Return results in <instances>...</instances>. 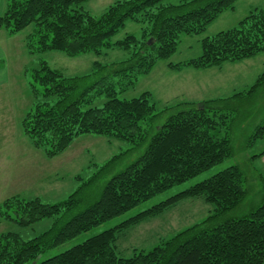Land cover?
Segmentation results:
<instances>
[{"label": "trees", "instance_id": "1", "mask_svg": "<svg viewBox=\"0 0 264 264\" xmlns=\"http://www.w3.org/2000/svg\"><path fill=\"white\" fill-rule=\"evenodd\" d=\"M86 1L6 0L0 31L13 36L32 26L25 38L28 54L54 51L75 58L89 53L100 56L111 49L128 53L123 61L107 66L94 63L92 75L82 77H67L41 62L32 76L41 90L29 83L36 101L21 120V132L48 159L64 153L82 135L118 140L129 148L97 166L92 176L61 202L49 205L38 198L19 196L3 201L0 219L6 222L21 227L45 219L53 223L30 240L10 232L0 234V264H264V176L258 179L260 205L234 217L248 193L247 179L235 165L37 262L45 251L197 177L233 154L229 127H222L228 115L219 109L228 99L176 102L158 108L148 92L133 99L118 96L148 75L157 62L168 60L177 51L181 36L202 34L219 15L234 10L237 0H178L176 4L120 0L98 17L83 8ZM129 22L139 26V36L126 34L113 41ZM200 46L197 58L170 63L168 68L207 69L264 54V10L253 9L235 27L202 39ZM96 75L98 79L87 84ZM262 88L264 73L245 93L251 95ZM100 98L104 102L98 105ZM257 139H264V124L252 136ZM142 147L144 151L136 160L99 186L100 178L115 163L130 150ZM94 189L97 198L85 205L83 192ZM184 199H201L211 207L208 216L148 251L133 250L126 259L116 255L119 233Z\"/></svg>", "mask_w": 264, "mask_h": 264}, {"label": "rangeland", "instance_id": "2", "mask_svg": "<svg viewBox=\"0 0 264 264\" xmlns=\"http://www.w3.org/2000/svg\"><path fill=\"white\" fill-rule=\"evenodd\" d=\"M115 1L120 0H87L83 8L90 15L98 17ZM177 2L178 0H167V3L171 4ZM255 8L264 10V0H237L234 10L219 15L202 34L181 36L177 51L168 60L157 62L148 75L141 77L134 87L126 89L118 97L133 99L148 92L152 95L158 108L181 102V97L184 95H180L188 92V83L184 77L186 75H184L185 73L178 74L177 71L169 69L167 65L170 63L180 64L197 58L201 53L200 42L202 39L235 27ZM32 29L33 27L29 26L23 32L9 38L15 51L7 65L9 93H0V107H2L0 108V205L3 201L14 196L27 200L38 198L44 204L49 205L61 202L76 191L82 182L91 177L97 166L129 148V145L118 140L95 135H82L75 139L64 153L47 159L41 151L34 150L30 146L22 135L20 123L36 101L29 83H32L37 90H41L32 77L34 70L39 69L41 62H45L48 67L62 72L67 77H82L92 75L94 63L107 66L128 57L127 52L119 49L105 51L100 56L89 53L75 58L54 51L31 55L22 48V40L31 33ZM139 32V26L129 22L125 29L112 40H122L126 34L138 37ZM34 46L36 47V45ZM185 69L188 68L183 70ZM189 70L188 72H192L191 74L198 78L197 82L206 80L228 85L227 88L226 85L222 89L225 94L219 93L223 99H228L219 104V109L221 114L228 115L222 127L224 128L225 125L229 127L227 131L233 151L231 158L121 216L83 233L59 247L45 251L37 258V262L60 254L111 229L137 213L230 166L235 165L240 168L247 179L248 190L245 201L233 212V216H243L260 205L261 189L258 179L264 174L258 173L264 172V168L257 156L264 151V139L252 140V136L257 127L264 124V89H259L251 95L245 92L256 82L259 75L264 73V54L240 64L225 63L216 75L217 77H210L206 73H196L194 69ZM98 77L99 75H96L88 79L87 84L94 83ZM5 88L6 85H4V92ZM241 92L245 94L241 97H233L234 94ZM103 102L104 98H100L97 104L101 105ZM143 151V147L130 150L111 167L108 174L106 173L100 178L99 186L130 162L136 160ZM38 175H42L40 182ZM99 186L97 190H99ZM95 194H97L95 189L94 191L85 190L83 192L84 204L93 203L97 198ZM210 210L211 207L204 204L201 199H184L162 214L119 233L114 245L115 253L118 257L126 259L132 256L133 250L148 251L157 246L161 240L169 239L175 233L201 221L208 216ZM52 223V219H45L29 227H21L13 222L0 219V234L10 232L17 234L23 240H30L48 230Z\"/></svg>", "mask_w": 264, "mask_h": 264}, {"label": "crops", "instance_id": "3", "mask_svg": "<svg viewBox=\"0 0 264 264\" xmlns=\"http://www.w3.org/2000/svg\"><path fill=\"white\" fill-rule=\"evenodd\" d=\"M5 5H6V0H0V15L3 14V12L5 10ZM13 36H15V35H13ZM11 37L12 36L8 35L5 31H3V30L0 31V66H1V68H0V93H2V94L3 93L4 94L9 93V89L7 87L8 81H9V79H8L9 76L7 73V65L10 62V59L13 57V55H14L13 52L15 51V48L12 47L13 45L10 43V40H9V38H11ZM25 38H26V36H25ZM25 38L22 40V43H23L22 48L27 50L26 46H25ZM257 56H259V55H257ZM257 56H254V57L249 58V59H245V60L240 61V62H236V64H240L241 62L249 61V60H251ZM223 64L225 65V63H223ZM223 64H221L218 67L199 69V70H196V73H206V75H209L210 77H217L216 75L223 68ZM232 64H235V63H232ZM183 69L184 68L177 71V73L178 74L185 73L184 75H186V76H184V77L186 78V82L188 83V85H187L188 92L182 93L180 95V96H183V95L185 96V97L184 96L181 97V102L201 103V102L208 101V100L223 99L222 98L223 96H221L220 94H225V93H223L224 91H222V89L227 84H224V83L218 84V82L213 83V82H209L206 80H200L197 82L198 78H196L194 75H192L191 74L192 72H188V71H190L189 69H192V68H188L185 70H183ZM193 79L196 81L193 82L192 81ZM4 85H6L5 92H4ZM227 87H228V85L226 86V88ZM233 91H234V89H233ZM0 108H2V107H0ZM33 149L40 151V150L35 149V148H33ZM262 153L263 154L260 157H258V160L260 161L261 165L264 168V151ZM44 157H45V155H44ZM258 174L263 175L264 172H259ZM38 177H39L38 181L40 182L42 175H38Z\"/></svg>", "mask_w": 264, "mask_h": 264}, {"label": "water", "instance_id": "4", "mask_svg": "<svg viewBox=\"0 0 264 264\" xmlns=\"http://www.w3.org/2000/svg\"><path fill=\"white\" fill-rule=\"evenodd\" d=\"M149 42H151V40Z\"/></svg>", "mask_w": 264, "mask_h": 264}]
</instances>
